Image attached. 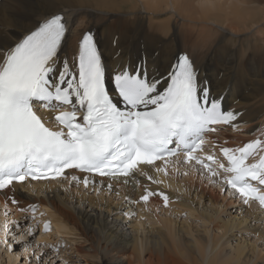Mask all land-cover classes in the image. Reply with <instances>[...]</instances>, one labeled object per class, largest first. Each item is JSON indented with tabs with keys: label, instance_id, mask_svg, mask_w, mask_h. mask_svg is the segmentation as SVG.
Instances as JSON below:
<instances>
[{
	"label": "bare ground",
	"instance_id": "1",
	"mask_svg": "<svg viewBox=\"0 0 264 264\" xmlns=\"http://www.w3.org/2000/svg\"><path fill=\"white\" fill-rule=\"evenodd\" d=\"M57 14L64 16L67 27L62 57L73 58L86 32L95 36L108 74L143 65L149 76H163L179 55L187 54L212 96L223 97V110L240 114L236 130L225 126L218 134L206 135V141L239 148L258 138L264 139V0H0V45L8 48L37 22ZM249 129L260 131V136ZM213 143L206 144L200 155L214 154L219 163L228 167L219 147H213ZM177 159H183V155L172 158L176 170L170 168L167 177L157 176L147 167L143 169L163 183L152 184L137 177L139 186L135 190L115 184L119 196L106 187L102 192H92L68 181L59 184L27 181L22 189L15 184L8 194L14 193L19 204L9 202L7 207L16 214H28L19 209L37 205L35 214L41 218L40 226L44 227L49 216L58 234L70 235L86 224L101 225L106 234L101 249L114 260H120L116 264L124 261L125 264H264V228L260 224L264 222V210L259 203L241 204L245 214L241 219L232 214L231 219L219 220L223 206L231 202L228 196L234 198L229 194L231 190L228 195L226 191L219 192L217 186L201 179L199 172L178 165ZM253 162L251 157L247 161ZM183 171L188 174L181 179ZM70 172L82 175L75 170ZM145 187L167 195L169 206L163 207L159 197H151L147 205L125 203V196L139 200ZM182 193L192 198H181L176 204L180 209H174ZM237 200L241 202L240 198ZM195 202L202 205L201 210L193 207ZM126 205L144 212L148 220L138 218L136 224L126 227L123 220L129 213H122ZM0 207L5 209L2 193ZM182 207L188 208L190 214L201 211L207 224L203 234L195 235L190 224L185 227L177 220L175 213ZM238 227L263 230L259 231V238L239 241L234 246L231 237ZM50 234L45 235L48 238L44 234L45 238L42 237L50 241ZM52 246L56 252L57 245ZM56 257H52L53 262Z\"/></svg>",
	"mask_w": 264,
	"mask_h": 264
},
{
	"label": "snow or ice",
	"instance_id": "2",
	"mask_svg": "<svg viewBox=\"0 0 264 264\" xmlns=\"http://www.w3.org/2000/svg\"><path fill=\"white\" fill-rule=\"evenodd\" d=\"M66 33V22L57 14L37 22L8 48L0 45V193L6 218L7 204H19L14 193L8 194L15 184L22 189L29 180L68 181L92 192L106 187L119 196L115 184L135 190L137 177L163 183L143 169L167 177L170 168L176 170L172 158L181 153L178 165L189 166L213 186L224 185L221 191L230 189L245 206L258 202L264 208V139L239 148L206 141V135L225 126L236 130L240 114L223 110V97L212 96L187 54L179 55L163 76H149L143 65L108 74L91 33L82 36L71 60L62 57ZM208 143L219 147L228 167L214 154H198ZM250 157L255 162L247 163ZM151 197L169 206L167 195L146 187L139 200H124L147 205ZM37 207L19 209L32 213L25 221L35 219ZM12 228H27L24 235L32 239L37 235L35 226L13 221L3 225L0 242L25 243ZM44 230H50L48 223ZM45 255L33 252L32 258L41 264Z\"/></svg>",
	"mask_w": 264,
	"mask_h": 264
},
{
	"label": "rangeland",
	"instance_id": "3",
	"mask_svg": "<svg viewBox=\"0 0 264 264\" xmlns=\"http://www.w3.org/2000/svg\"><path fill=\"white\" fill-rule=\"evenodd\" d=\"M249 130L252 133H254V134L257 133V135L260 136L259 135L260 131L258 133L257 132L258 130H252V129H249ZM218 161H219V159H218ZM183 173H185V172L183 171L182 173H180V178L181 179L184 177ZM222 174L223 173H221V176H222ZM223 175H226V174H223ZM221 186H224V185H221ZM217 187L219 188V190H218V188H217V190L220 192L221 191L220 186L217 185ZM228 191H229V189L226 190L225 195H228ZM184 196H186V197H184ZM187 196L188 195H183V193H182L181 196H179V200L178 201H176L177 198H175V200L171 201V203L176 201V203H175V205H176L177 202H179L181 200V198L182 199L189 198V197L192 198V196H189V197H187ZM236 198L238 199L239 197H236ZM228 199L231 202H226V205L223 206V208H222L223 211H222L221 215H219V220H221V219H224V220L231 219L233 217L232 214L234 216H236L235 214H237V219L238 218L241 219L243 216H245V214L243 213V207H241L242 206L241 204H243V203L242 202L239 203V200L231 198L229 196H228ZM185 201H187V200H185ZM198 201H200V200H198ZM196 204H197V206H196ZM175 205H174V207H175L174 209H177V208L180 209L178 207V205H176V206ZM198 205L200 206L199 203L195 202L193 204V207H198L197 209L201 210L202 209V207H201L202 205L200 206V209H199ZM129 207H130V205H126L125 209L122 211V213L124 211H127V213H129V214L135 213V215H134L135 217H133L131 219H129V217L128 218H124L123 221H124V223H126V227H130V226L136 224L135 222L138 220V218H140L139 219L140 221L148 220L146 215L143 216L144 212H142L141 210L138 211V209H136V207H134L135 209L133 208V206H131L130 208ZM127 209H130V211H128ZM4 210L5 209H2L0 207V227H1L0 228V241H3L4 238H5L4 231H2L3 230V225L5 223L11 224V222H13V221H17V222L24 221L26 223L27 227L35 226L36 230H37V235H36L35 239H32L31 237L24 235V232H26L27 228H25L21 232H18L16 228H12V232L15 234V238L18 239V240H23V241H25V243L17 244V245H15V247H13L14 241L11 240V239L9 240L7 245H5L4 243L0 242V264H37V261L34 258H32L33 252H35L36 255H39L41 252L46 253V255L42 258L41 264H116V261H120V260H114L112 257H110L107 254V252H105V251H103L101 249V245L103 244V242L106 239V234H105L104 230L102 229L101 225H96V227H94L93 223L91 225H87L86 224L83 227H81V229L80 228L79 229H75L70 235H65L63 233H59L58 234L57 232L55 233V231H56L55 228L56 227H55V225L53 223L50 222L49 216H48V219L46 220L45 223L48 222V224L51 225L50 226L51 227L50 230L52 232L50 230L49 231H45L44 227L40 226V224H41V220L40 219L41 218L39 219V217H36L38 209L36 211L34 221L32 219H31L32 221L31 220L25 221V217L26 216L30 217L32 215L31 212L30 213L28 212V214L20 212L21 214L19 213L20 214L19 215V214H16L12 210V211H10V215H8L7 218H6L5 215H4ZM135 210H137V211H135ZM198 210H194L195 214H190L188 208L184 209L182 207V209H181V211L179 213L177 211L178 215L175 213V217L176 218L179 217V218H177V220L179 222H181L183 226L187 227V224L191 225V228L194 230V234L195 235L196 234H200V235L203 234V232H204L203 230L207 226V224L204 222L203 216L201 215L202 213H200L201 211L198 212ZM240 213L243 214V215L240 216ZM138 214H139V216L142 215L143 217L142 216L139 217ZM17 215H18V217H16ZM13 216H14V218H13ZM33 222H35V223H33ZM253 222H255V221H253ZM263 223L264 222H262L260 224L264 228ZM260 224H259V226H261ZM178 225L179 224H177V226ZM146 227H147V225H146ZM261 227H260V230H263V228H261ZM238 228L233 229V234H232V237H231V243H233L234 246L237 245V243L239 241H243V242L244 241H248V240L249 241H253V239L257 238L259 236V234L261 233V232H259L260 230L256 232L255 229H252L254 231L253 232L252 230H246L244 227H238ZM42 233L44 234V236L45 235L47 236V234L51 233L50 234L51 236L49 235L50 236V241L47 240V239H45L46 240L45 241L44 238L46 236L44 237ZM56 237H57V239H56ZM46 238H48V237H46ZM39 239H41L42 241L39 240ZM65 240H66V242H65ZM245 243L247 244V242H245ZM37 244L41 245L42 247L41 248L39 247L40 249L37 248L36 247ZM50 244L57 245L58 250L56 252H54V247L52 245L50 246ZM256 244L258 245L259 243L256 242ZM71 247H72V249H68V248H71ZM259 247L262 248L261 245ZM59 253H61L62 255L59 256ZM103 253H104V256L102 255ZM55 255H57V257L54 258L55 261L53 262L52 257L55 256ZM121 264H125V261L122 262Z\"/></svg>",
	"mask_w": 264,
	"mask_h": 264
}]
</instances>
